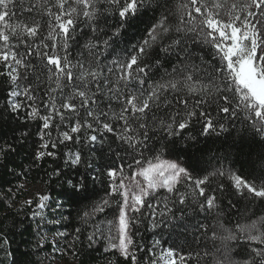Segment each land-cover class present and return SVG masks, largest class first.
Segmentation results:
<instances>
[{"label":"snow or ice","instance_id":"1","mask_svg":"<svg viewBox=\"0 0 264 264\" xmlns=\"http://www.w3.org/2000/svg\"><path fill=\"white\" fill-rule=\"evenodd\" d=\"M151 3L152 0H0V76L8 82L6 103L0 112L11 114L21 123L41 122L36 135L42 150L36 153L37 159L55 157V152L47 151L49 147L55 149L69 141L103 144L109 133L127 145L125 151L131 149L133 153L149 149L157 133L159 140L165 142L162 147L175 146L173 138L181 136L194 117L203 118L201 135H219L227 128L224 123L213 121L208 111L213 105L226 117L247 113L246 122L253 135L264 141V0H179L174 10L168 0H157L156 9L150 7ZM144 11H160L158 18L146 21V36L132 45L126 57L104 63L101 57L114 39ZM18 13L32 18L12 24L11 19ZM45 16L50 51H40L39 46L29 43L41 32ZM116 17L118 20L110 23ZM81 25L88 28L92 39L73 56L71 47L80 48L76 33H82ZM13 38L17 44L12 43ZM20 44L25 46L23 53L19 51ZM43 48L48 49L49 44L43 43ZM32 56L40 59L39 68L29 59ZM150 56L155 57L154 62H150ZM114 104L119 111L113 110ZM25 108L29 111L21 116ZM41 109L46 114L42 115ZM160 112L165 115L157 116ZM53 127L58 131L55 139ZM16 132L21 141L31 134L27 128H14L13 133ZM82 132L84 135H80ZM82 162L79 150L65 153V163L76 170L75 176L66 181L68 190L64 196L69 201L95 191L99 177L94 173L99 169H92L88 163L86 170L80 172L77 169ZM134 163L137 167L131 176L125 174L124 164L105 165L110 181L105 197L93 205L91 213H84H104L112 204L117 205L115 220L107 221L106 238L118 240L110 242V248L132 264H137V255L130 226L136 218L130 213H139L146 198L160 189L176 195L181 205L191 197L201 211L211 212L219 208L217 189L211 187L213 178L227 174L236 195L264 204V154L260 157V173L252 180L220 168L210 170L209 162L202 159L187 166L179 158L164 160L159 156L155 162L148 161L147 166L138 159ZM178 185L189 191L181 193ZM218 190L225 191V186L219 184ZM115 196L121 200H112ZM49 198L39 196L38 207L44 208ZM162 199L171 212L167 207L170 197ZM148 207L153 205L149 203ZM158 223L155 221L153 227ZM237 229L238 233L225 230L228 234L224 236L213 231L211 238L224 242L223 259L216 264H234L229 241L237 242L242 252L251 257L244 264H264V216L238 224ZM97 232L104 236L99 226ZM89 240L94 242L93 236ZM253 244L256 247H250ZM173 255V250L168 249L161 259L166 257L165 264H176ZM179 260L184 264L185 257L181 255ZM151 264L157 261L152 260Z\"/></svg>","mask_w":264,"mask_h":264},{"label":"trees","instance_id":"2","mask_svg":"<svg viewBox=\"0 0 264 264\" xmlns=\"http://www.w3.org/2000/svg\"><path fill=\"white\" fill-rule=\"evenodd\" d=\"M28 2L29 0H25V3ZM159 2L163 3L164 0ZM168 2L174 10L179 0ZM150 7L156 9L157 0H152ZM159 15L160 11H144L135 20H130L120 36L114 39L111 48L101 57L104 63L126 57L127 52L132 50V45L146 36V21L154 16L158 18ZM17 17H13L10 22L20 24L25 22V17L28 20L32 18L27 13H18ZM46 20L45 16L41 21L42 30L38 36L29 40L34 47L39 46L40 51L51 50V41L46 39ZM116 20L118 17L110 23H115ZM81 28L82 33L79 30L76 33L80 48L78 50L75 45L71 47L73 56H76L78 51H83V45L92 39L88 28L83 25ZM42 41L49 44L48 49L43 48ZM12 43L17 44L18 41L13 38ZM19 51H25L23 44L19 45ZM29 59L34 60L39 68L41 61L38 57L32 56ZM148 59L154 62L155 57L150 56ZM0 71H3L2 64ZM162 71L161 69L157 74V78ZM41 78L43 79V76ZM7 87V78L0 76V109L6 103ZM40 95L42 96V93ZM214 108L215 105L208 107L213 121L224 123L227 128V131L220 132L219 135H201L203 118L194 117L189 128L181 136L173 138L176 140L175 146L168 144L162 147L165 142L159 140L157 133L150 142L149 149L133 153L131 149L125 151L127 145H122L109 133L103 144H73L69 141L58 144L55 149L49 147L47 151L55 152V157L45 155L42 159L36 158V153L42 150L41 141L36 135L41 122L35 120L21 123L11 114L0 112V264H132L130 259L125 260L117 250L110 248V242L118 243V240L110 241L106 238L107 221L115 220L118 212L114 209L117 205L112 204L104 213L84 215L85 212L91 213L93 205L105 197L110 183L105 165L111 164L115 167L124 164L125 174L131 175L132 170L137 167L134 159L140 160L144 166L148 161L155 162L158 156L164 160L179 158L185 166L202 159L209 162L210 170L220 168L226 173L231 171L246 180L258 176L261 168L260 157L264 154V141L253 135L250 125L246 122L248 114L238 112L236 118L226 117ZM113 110L119 111L115 104ZM28 111L29 109L25 108L20 115L24 116ZM41 114H46L44 109H41ZM164 115L163 112L157 113L160 117ZM14 128L30 129L31 134L21 141L18 138L19 133H13ZM61 130L67 129L62 127ZM51 131L55 139L58 131L55 127ZM9 145L13 146L12 149L8 148ZM70 149L79 150L82 155L83 162L78 171L84 172L88 163L92 164V169H99L94 173L99 177L95 182V191L89 190L84 196L71 201L64 196L68 190L66 181L74 177L76 171L65 163V153ZM128 164H132V169L127 167ZM92 169L88 171L91 172ZM219 184L225 186V191L218 190ZM232 184L233 181L227 174L213 178L211 187L217 189L215 194L219 208L211 212L201 211L197 204L191 202V197L186 204L181 205L178 203V197L167 193L165 189H160L155 195L146 198L139 213H130V216L136 218V222L130 226V234L134 241L137 264H151V261L156 259L158 248L172 249L176 256H184V264H216L217 260H222L224 242L212 239L213 231L217 236L227 235L228 231L238 233V224H248L251 220L264 216V204L259 201L252 203L236 195ZM91 186L90 182V188ZM34 188H39L40 195L31 194L30 191ZM178 188L181 193L189 191L183 185H178ZM30 195L33 199L28 203ZM41 195L50 197L44 202V208L38 207ZM164 196L170 197L167 207L171 212L164 207ZM111 199L121 200L119 196ZM199 199L203 200V197ZM149 203L153 205L152 208L148 207ZM161 212H164L163 216L160 215ZM155 221L159 223L153 227ZM98 226L104 231V236L97 232ZM89 236H93L94 242L89 240ZM112 236H116L115 230ZM227 244L233 249L230 255L234 264H244L246 259H251L242 252L237 242L229 241Z\"/></svg>","mask_w":264,"mask_h":264},{"label":"rangeland","instance_id":"3","mask_svg":"<svg viewBox=\"0 0 264 264\" xmlns=\"http://www.w3.org/2000/svg\"><path fill=\"white\" fill-rule=\"evenodd\" d=\"M147 166V165H146ZM128 176H131V175H128ZM137 179H142V178H140V177H138ZM31 194L32 195H34V194H38V195H40V190H39V188H34V189H31ZM33 198H32V196L30 195V197H29V199H28V202L29 201H31ZM166 250L165 249H162V248H158V254H157V256H156V261H157V264H165V259H167L166 257H165V259H161V255L165 252ZM173 259H175L176 260V264H181V262H180V260H179V257L178 256H176L175 254L173 255ZM59 264H61V263H59Z\"/></svg>","mask_w":264,"mask_h":264}]
</instances>
